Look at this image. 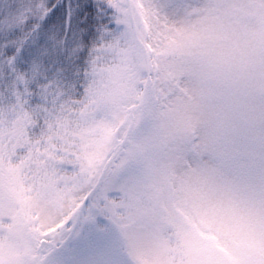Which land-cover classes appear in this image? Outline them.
<instances>
[{
  "label": "snow or ice",
  "instance_id": "obj_1",
  "mask_svg": "<svg viewBox=\"0 0 264 264\" xmlns=\"http://www.w3.org/2000/svg\"><path fill=\"white\" fill-rule=\"evenodd\" d=\"M0 264H264V0H0Z\"/></svg>",
  "mask_w": 264,
  "mask_h": 264
}]
</instances>
